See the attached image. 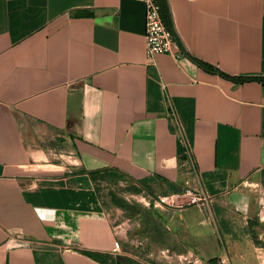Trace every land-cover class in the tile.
Returning a JSON list of instances; mask_svg holds the SVG:
<instances>
[{"label": "crops", "instance_id": "crops-1", "mask_svg": "<svg viewBox=\"0 0 264 264\" xmlns=\"http://www.w3.org/2000/svg\"><path fill=\"white\" fill-rule=\"evenodd\" d=\"M159 2L174 44L148 58L141 1L0 0V264H103L83 251L121 249L130 230L92 172L167 194L196 183L209 202L170 218L185 247L261 264L264 82L198 61L264 75V0Z\"/></svg>", "mask_w": 264, "mask_h": 264}, {"label": "rangeland", "instance_id": "rangeland-1", "mask_svg": "<svg viewBox=\"0 0 264 264\" xmlns=\"http://www.w3.org/2000/svg\"><path fill=\"white\" fill-rule=\"evenodd\" d=\"M95 184L113 218L130 230L118 252L105 254L109 264H235L227 249L204 262L185 247L184 236L170 224L176 204L189 201L184 192L163 193L153 182H132L122 174H97ZM255 258L264 264V250Z\"/></svg>", "mask_w": 264, "mask_h": 264}, {"label": "built area", "instance_id": "built-area-1", "mask_svg": "<svg viewBox=\"0 0 264 264\" xmlns=\"http://www.w3.org/2000/svg\"><path fill=\"white\" fill-rule=\"evenodd\" d=\"M144 4L145 13V44L146 55L148 58L156 54L170 53L174 44V34L172 30L166 25L162 17V6L159 0H138ZM177 57V54H174ZM183 165L189 172L191 177L198 179V171L194 160L188 150L185 151L183 158ZM193 181V182H195ZM196 184V183H195ZM194 183L187 187L183 193L189 197V201L192 204H200L209 202V197L202 192L198 186ZM120 250V244L115 241L113 244L112 252H118Z\"/></svg>", "mask_w": 264, "mask_h": 264}, {"label": "trees", "instance_id": "trees-1", "mask_svg": "<svg viewBox=\"0 0 264 264\" xmlns=\"http://www.w3.org/2000/svg\"><path fill=\"white\" fill-rule=\"evenodd\" d=\"M161 4H162V8L164 10L166 8L165 7L166 5L163 2H161ZM163 20L166 23V25L172 30V32L174 34V30H173V26H172V22H171L169 13L165 12V14H163ZM198 64L201 67H203L205 70L213 71V72L221 75L222 77L227 78V79H229L235 83H244V82H248V81L264 82V75H230V74H227V73L221 71L220 69L213 67L209 64H206L204 62L198 61ZM103 173L109 174L108 172H103ZM91 174H93V176L94 175L96 176L97 174H100V173L92 172ZM95 176H94V179H95ZM83 253H85V254L89 255L90 257L100 261L103 264H109L108 260H107V256L105 254H99V253H94V252H90V251H83Z\"/></svg>", "mask_w": 264, "mask_h": 264}]
</instances>
